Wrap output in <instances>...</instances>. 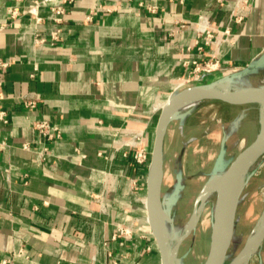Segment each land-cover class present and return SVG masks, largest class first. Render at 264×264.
Here are the masks:
<instances>
[{"label": "crops", "instance_id": "obj_1", "mask_svg": "<svg viewBox=\"0 0 264 264\" xmlns=\"http://www.w3.org/2000/svg\"><path fill=\"white\" fill-rule=\"evenodd\" d=\"M33 1L0 0V59L10 63L0 71V263L162 264L148 222L155 175L147 199L150 165L134 169L123 154L140 132L151 150L182 88L255 86L264 0H77L61 24L48 9L42 22L23 14ZM208 60L221 68L188 82L193 62ZM196 109L169 124L164 164L169 130H191ZM41 121L62 134L46 160Z\"/></svg>", "mask_w": 264, "mask_h": 264}, {"label": "rangeland", "instance_id": "obj_2", "mask_svg": "<svg viewBox=\"0 0 264 264\" xmlns=\"http://www.w3.org/2000/svg\"><path fill=\"white\" fill-rule=\"evenodd\" d=\"M261 78L264 79V75L251 80L258 82ZM226 87L230 90L234 88L229 85ZM186 105L189 107L186 113L196 109L191 101ZM198 109L200 111L193 118L195 124L191 130L182 133L172 127L165 146L162 210L167 242L171 244H177L179 231L191 220L207 181L227 169L238 154L255 140L261 129L257 103L231 105L209 101L198 105ZM223 130L228 137L225 141V154L220 158ZM237 206L225 264H229L242 250L257 220L264 213V157L260 165L246 177ZM211 208V204L205 206L197 226L189 231L193 230L180 244L179 252L175 254V264H204L209 257L214 235ZM249 264H264V250L261 255L253 256Z\"/></svg>", "mask_w": 264, "mask_h": 264}, {"label": "bare ground", "instance_id": "obj_3", "mask_svg": "<svg viewBox=\"0 0 264 264\" xmlns=\"http://www.w3.org/2000/svg\"><path fill=\"white\" fill-rule=\"evenodd\" d=\"M262 79V78H261ZM226 96H229L237 100H247L253 99L255 97L260 98L257 103L260 111V124L261 127H264V79L258 81L255 86L250 88L234 87L231 91L224 92ZM198 97L192 96L191 98H184L178 102L171 109L168 117L173 119L175 116L186 113L189 107H186L187 102L191 101L193 106H197ZM262 156L258 153L252 154L248 161L239 169L234 175V181L232 185L226 184V182L220 177L212 178L205 184L202 192L200 193L196 211L191 217V220L185 224L179 231V237L186 236L187 233L195 227V225L200 220V215L202 214L205 206L211 204V213L210 215L213 218V230L214 235L212 239V247L209 254V263L212 264L214 257L219 252L221 246L225 244L227 239L231 237L233 230L231 229V222L233 220V215H236L237 209H235L236 202L238 201L239 195L243 189V183L250 172L255 170L261 163ZM153 176V175H152ZM152 193L157 191V177L152 181ZM245 188V187H244ZM242 195V193H241ZM154 203L155 199L151 197L150 200H147V205L149 208V224H153L155 220L154 217ZM238 207V206H237ZM235 211V214H234ZM162 216L157 219V226H159L161 235L166 234L162 227V220H165ZM164 237V236H163ZM264 250V213L257 220L254 228L251 231L250 236L248 237L247 242L245 243L242 250L238 253L236 257L232 259L229 264H249L250 259L255 255H261ZM169 264H175V257L171 260Z\"/></svg>", "mask_w": 264, "mask_h": 264}, {"label": "water", "instance_id": "obj_4", "mask_svg": "<svg viewBox=\"0 0 264 264\" xmlns=\"http://www.w3.org/2000/svg\"><path fill=\"white\" fill-rule=\"evenodd\" d=\"M229 78V77H227ZM232 90V89H231ZM230 89H220L216 87V84L211 85H194L191 87H185L176 92L163 106V109L161 111V114L159 116V120L157 123L156 128V134H155V140H154V146H153V152H152V158L150 163V172H149V181H148V197L149 198V186H150V179L152 175H156L157 177V191L155 196V203H154V217L155 220L153 221V224L150 223L152 233L154 235V238L156 240L157 246L160 251L161 255V261L162 264H169L171 260L175 257V254L179 252V246L182 244V242L189 236L191 232H189L186 236H181L177 240V244H171L167 242V233H166V226H165V220H162V227L166 234L161 235L159 226H157V219L158 217L162 216L161 219H163L164 214L162 210L163 206V194H162V187H163V179H164V159H163V148H164V140H165V134L167 131V128L169 124L174 120L168 117V115L171 112V109L176 105L178 102H180L184 98H191L192 96L198 97V105H200L203 102H209V101H220L224 103H228L231 105H252L259 102L260 98H253V99H247V100H237L233 99L229 96H226L224 92L231 91ZM264 97V94H263ZM195 106V107H197ZM226 139L223 140L221 144V151H220V158L225 154V142ZM258 153L264 157V127H261L258 135L256 136L255 140L244 150H242L238 156L230 163L229 167L222 171L220 175L217 176L220 177V179L224 180L226 184L229 186L233 184L234 181V175L235 173L243 167V165L248 161L249 157L254 154ZM242 193V192H241ZM241 193L239 195V198L241 196ZM239 200V199H238ZM238 201L236 202L235 209H237ZM194 211V209H193ZM149 214V210H148ZM235 214V211H234ZM234 221H235V215H233V220L231 224V229L234 228ZM212 222V228H213V218H211ZM231 237L227 239L225 244H223L217 253V255L214 257L212 264H225L227 259V254L231 245ZM212 243V242H211ZM212 245H210V248ZM211 251V249H210ZM210 253V252H209ZM210 257L207 256L205 263H209Z\"/></svg>", "mask_w": 264, "mask_h": 264}, {"label": "built area", "instance_id": "obj_5", "mask_svg": "<svg viewBox=\"0 0 264 264\" xmlns=\"http://www.w3.org/2000/svg\"><path fill=\"white\" fill-rule=\"evenodd\" d=\"M76 1L77 0H34L29 7L25 8L23 14L27 16H32L36 19L37 22H42L44 18L41 15V11L43 9H48L50 11L52 20L57 24H61L64 21L66 15L68 14L70 8L75 4ZM239 6H243V8L248 7L249 0H238L237 7ZM149 10L151 12H155L154 8H149ZM19 12V8H14L12 15L15 17L19 15ZM88 19L90 20L91 17ZM240 21H243V17L240 18ZM202 33V42H204V44L206 45L212 43L214 38L213 32L205 29ZM54 35L55 37H57L58 32H56ZM9 65V62L0 59V71H4L9 67ZM220 68L221 65L218 60H208L203 62L194 61L193 69L191 70L190 76L187 81L192 82L194 80H200L203 74H211L219 70ZM1 84L2 83L0 82V86ZM29 105L31 107H34L33 103H30ZM5 116V112H2L0 114V120L4 123H7L8 121L5 119ZM36 130L45 144V147L40 152V156L41 158H43V160H46L49 154V145H51V143L56 142L57 140H60L62 138V134L59 127L49 121L38 122L36 124ZM2 147L3 144H0V150L2 149ZM130 148L131 150L129 152H124L123 156H132L134 169L138 166L150 165L152 153L148 150L143 132H140L135 136V139L131 143ZM133 185L136 186V182H134ZM118 234L129 235L131 234V232L130 230L123 228L119 230ZM22 253L23 251H20V254ZM12 262L13 261L11 259H6L3 260L0 264H12Z\"/></svg>", "mask_w": 264, "mask_h": 264}]
</instances>
